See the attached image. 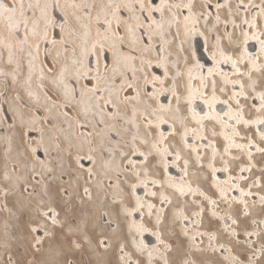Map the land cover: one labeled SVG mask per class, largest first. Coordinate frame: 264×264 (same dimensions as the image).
<instances>
[{
	"label": "snow or ice",
	"instance_id": "obj_1",
	"mask_svg": "<svg viewBox=\"0 0 264 264\" xmlns=\"http://www.w3.org/2000/svg\"><path fill=\"white\" fill-rule=\"evenodd\" d=\"M0 264H264V0H0Z\"/></svg>",
	"mask_w": 264,
	"mask_h": 264
},
{
	"label": "water",
	"instance_id": "obj_2",
	"mask_svg": "<svg viewBox=\"0 0 264 264\" xmlns=\"http://www.w3.org/2000/svg\"><path fill=\"white\" fill-rule=\"evenodd\" d=\"M193 49H194V55L196 58L209 60V56L207 55L205 51V47L203 45V41L201 38H197L195 41H193ZM224 107V106H223Z\"/></svg>",
	"mask_w": 264,
	"mask_h": 264
},
{
	"label": "bare ground",
	"instance_id": "obj_3",
	"mask_svg": "<svg viewBox=\"0 0 264 264\" xmlns=\"http://www.w3.org/2000/svg\"><path fill=\"white\" fill-rule=\"evenodd\" d=\"M202 41H203V40H202ZM250 46H251V45H250ZM193 50H194V49H193V44H192V52H193ZM205 51H206V53H207V55H208V51H207L206 49H205ZM208 56H209V55H208ZM198 59H199V61H200L201 63L205 64V66H206V67H205V71H206V70H207V67L211 65V61H210V60H207L206 62H203L204 60L201 61L200 58H198ZM225 70H230V68H227V67H226ZM200 107H202V105H201ZM223 108H224L223 105H220V104L217 105V110H218V111H219V110H222ZM221 147H222V145H221ZM171 171H172V173H173L174 175L177 174L175 169H172ZM146 239L149 240V241H151L153 238H152L150 235H148V236H146Z\"/></svg>",
	"mask_w": 264,
	"mask_h": 264
},
{
	"label": "rangeland",
	"instance_id": "obj_4",
	"mask_svg": "<svg viewBox=\"0 0 264 264\" xmlns=\"http://www.w3.org/2000/svg\"><path fill=\"white\" fill-rule=\"evenodd\" d=\"M194 54V50L193 52H190L189 55H193ZM202 61V59H200ZM204 61L203 62H206L207 60L203 59Z\"/></svg>",
	"mask_w": 264,
	"mask_h": 264
}]
</instances>
